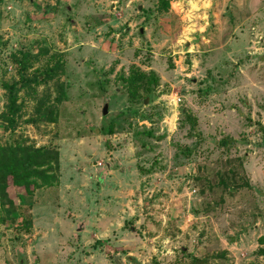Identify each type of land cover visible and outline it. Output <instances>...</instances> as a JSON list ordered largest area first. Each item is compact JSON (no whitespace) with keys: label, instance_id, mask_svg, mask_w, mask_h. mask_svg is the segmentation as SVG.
Instances as JSON below:
<instances>
[{"label":"rangeland","instance_id":"374dc122","mask_svg":"<svg viewBox=\"0 0 264 264\" xmlns=\"http://www.w3.org/2000/svg\"><path fill=\"white\" fill-rule=\"evenodd\" d=\"M155 5L0 0V113L18 50L47 49L28 73L58 60L64 91L54 121L22 92L0 119V143L58 151L25 232L0 205V264H264V0ZM135 69L157 76L148 96Z\"/></svg>","mask_w":264,"mask_h":264},{"label":"trees","instance_id":"16d2710c","mask_svg":"<svg viewBox=\"0 0 264 264\" xmlns=\"http://www.w3.org/2000/svg\"><path fill=\"white\" fill-rule=\"evenodd\" d=\"M168 2L169 0H156V10L166 11ZM46 52L45 48H40L35 53L26 49L17 51V55L14 57L16 76L1 83L4 106L0 113V119L3 121V129L12 130L20 117L22 108V101L19 99L20 92L34 100L33 112L36 117L47 121L55 120L56 104L64 97L63 84L58 79V72L62 71L61 63L55 60L51 64L38 66L28 73L31 64L38 60L39 54ZM50 80L53 81L52 95L47 85ZM156 82L157 76L153 70L144 72L135 69L126 77L125 86L130 94L143 91L145 97L151 93ZM38 85L43 86L40 92H37L36 89ZM260 127L264 131V126ZM100 132L101 134L110 133L111 129L100 128ZM217 144L224 146L226 139L218 140ZM57 180L58 151L55 147L50 145L34 146L25 142L0 143V205L4 206L12 221L17 216L19 217L13 224L17 234L20 231L25 232L30 225V218L20 215V212L30 207V203L24 197L30 196L35 189L56 184ZM217 183L226 187L225 176L219 177ZM8 190L13 193L9 194ZM257 252L264 255V246L259 247Z\"/></svg>","mask_w":264,"mask_h":264},{"label":"water","instance_id":"95a60500","mask_svg":"<svg viewBox=\"0 0 264 264\" xmlns=\"http://www.w3.org/2000/svg\"><path fill=\"white\" fill-rule=\"evenodd\" d=\"M139 8H140V5L137 6V9H139ZM139 31L141 32L142 29L140 28ZM101 112H102L103 114L106 112V103H104V104L102 105Z\"/></svg>","mask_w":264,"mask_h":264}]
</instances>
